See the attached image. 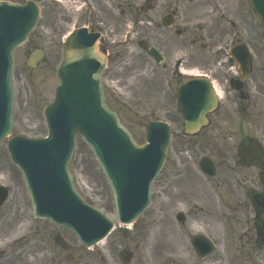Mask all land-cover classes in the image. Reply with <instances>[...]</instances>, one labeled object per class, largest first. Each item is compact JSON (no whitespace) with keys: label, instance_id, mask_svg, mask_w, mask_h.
Listing matches in <instances>:
<instances>
[{"label":"rangeland","instance_id":"rangeland-1","mask_svg":"<svg viewBox=\"0 0 264 264\" xmlns=\"http://www.w3.org/2000/svg\"><path fill=\"white\" fill-rule=\"evenodd\" d=\"M9 1L22 4L25 0ZM242 1L229 0L227 5L230 11L235 6L236 14L244 20L239 27L243 26L247 36L254 38L252 46L258 69L264 65L262 40L245 1ZM206 4L211 5L212 2L208 0ZM211 18L209 14L208 18L193 19L192 24L204 23ZM249 25L252 26V33ZM253 26L256 28L254 34ZM228 40L229 37H225L222 44ZM43 47L40 29L37 28L28 42L14 51L12 135L40 138L46 134L42 112L52 100L57 84L55 69L59 62L57 57L44 55L35 69L30 70L25 65L28 54L34 48ZM209 56H212L211 52ZM208 63L209 67L217 70L213 60ZM145 77L137 70H112L111 79L119 87L114 88L116 94L109 92L111 88L106 89V102L138 144L144 142V130L149 121L161 119L171 125V146L162 172L152 185L149 208L133 226L118 225L111 191L102 172L87 146L77 139L69 166L76 189L89 204L114 223V230L103 240V246L86 249L66 229L31 216L23 178L11 165L4 142L0 147V185L9 189V196L0 209L1 264H30L32 258L33 264H264V247L259 249L261 241L255 243L251 234L250 241L255 244V249L248 246L247 234L252 226V213L245 209L230 210L232 213H229L228 202L222 200L217 186L219 184L222 189L224 177L219 172V176L209 181L196 169L201 157L208 155L201 147L202 136L198 134L191 140L184 137L172 97L169 98L165 92L158 93ZM168 111L173 115H169ZM226 123L232 125L231 119L223 118L221 125ZM234 133L233 126H230L221 134L223 141L216 152L223 159L227 150L231 152L232 148H228L232 143L229 136ZM223 196L228 197V193L225 192ZM179 212L184 213L183 224L175 219ZM194 234H202L216 242L213 255L203 261L197 259L190 245L189 238ZM257 250L261 251L257 253ZM248 253L250 256H247Z\"/></svg>","mask_w":264,"mask_h":264},{"label":"flooded vegetation","instance_id":"flooded-vegetation-1","mask_svg":"<svg viewBox=\"0 0 264 264\" xmlns=\"http://www.w3.org/2000/svg\"><path fill=\"white\" fill-rule=\"evenodd\" d=\"M35 1L40 6L37 28L44 43L43 53L57 57L59 63L71 35L81 44L94 41L104 59L106 82L117 85L111 79L112 70H137L158 93L165 92L172 100L177 87L187 79L183 75L210 73L219 100L199 132L201 147L216 164L217 176L220 172L224 177L222 189L217 186L222 200L228 202L229 213L250 211L255 216L252 237L255 242L264 241V65L258 69L255 65L254 38L239 27L244 20L236 14L235 6L230 11L229 0H210L211 5L206 4L208 0ZM245 5L257 28L246 1ZM209 14L210 21L192 24L193 19L208 18ZM249 30L252 33L251 25ZM225 37L232 44L243 41L247 45L250 65L232 70L230 65H220L230 59L229 55L224 57L228 46V42L222 44ZM235 55L240 60L236 50ZM210 60L217 70L208 66ZM223 118L231 119L232 125H221ZM230 126L235 132L229 136L232 143L228 148L232 149L223 159L217 150L223 141L221 134ZM225 192L228 197L223 196Z\"/></svg>","mask_w":264,"mask_h":264},{"label":"water","instance_id":"water-1","mask_svg":"<svg viewBox=\"0 0 264 264\" xmlns=\"http://www.w3.org/2000/svg\"><path fill=\"white\" fill-rule=\"evenodd\" d=\"M248 1L264 41V0ZM38 15L39 8L33 2L22 6L0 2V143L11 132L12 51L26 42ZM41 57V51L31 53L27 66L35 68ZM102 61L94 46L85 47L70 39L56 71L54 100L44 110L48 138L15 136L7 142L12 162L25 177L33 216L69 229L86 247L104 238L112 222L85 203L73 187L67 166L76 135L101 167L112 191L117 221L123 224L133 223L149 206L151 183L162 168L170 139L166 124L151 122L146 128L145 144H135L117 115L104 103ZM192 86L193 83L184 84L177 93L186 133L199 129L206 106L209 110L215 107L210 90L201 98L203 101H198L196 95L189 93ZM200 166L205 170L203 162ZM6 196V190L0 187V207ZM193 243L197 253L210 252L209 244L203 246L195 239Z\"/></svg>","mask_w":264,"mask_h":264},{"label":"bare ground","instance_id":"bare-ground-1","mask_svg":"<svg viewBox=\"0 0 264 264\" xmlns=\"http://www.w3.org/2000/svg\"><path fill=\"white\" fill-rule=\"evenodd\" d=\"M103 244H104L103 242L99 243V245H101V246H103ZM32 260H33V258L29 260V263L30 264H33V261Z\"/></svg>","mask_w":264,"mask_h":264}]
</instances>
